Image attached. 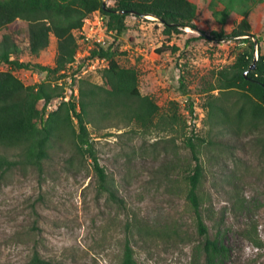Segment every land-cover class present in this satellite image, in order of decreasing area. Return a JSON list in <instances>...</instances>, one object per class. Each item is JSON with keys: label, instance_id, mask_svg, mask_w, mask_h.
<instances>
[{"label": "rangeland", "instance_id": "rangeland-1", "mask_svg": "<svg viewBox=\"0 0 264 264\" xmlns=\"http://www.w3.org/2000/svg\"><path fill=\"white\" fill-rule=\"evenodd\" d=\"M189 1L197 7L195 29L167 39L155 18L129 16L127 29L112 45L111 57L136 71L140 94L159 108L146 129L115 114L88 126L115 199L99 189L91 161L68 143L51 152L41 172L16 168L7 173L0 179V264H31L35 256L51 264H121L126 243L134 264H204L203 239L182 176L194 164L183 136H215L206 102L219 94L212 91L217 72L246 48L240 41H215L212 33H229L245 18L264 54V0L236 6L225 24L213 15L223 9L222 2ZM9 33L21 39L20 62L53 66L52 36L48 48L35 57L26 50L25 25L0 31V40ZM0 71L12 72L26 86L45 77L36 69L4 64ZM83 79L101 86L102 70ZM58 104L53 101L47 111ZM166 117H175V131L161 121ZM256 136L231 138V148L199 149L201 211L209 238L228 249L224 264H264V148L253 142Z\"/></svg>", "mask_w": 264, "mask_h": 264}, {"label": "trees", "instance_id": "trees-1", "mask_svg": "<svg viewBox=\"0 0 264 264\" xmlns=\"http://www.w3.org/2000/svg\"><path fill=\"white\" fill-rule=\"evenodd\" d=\"M223 9L213 13L220 24L243 3L251 0H218ZM106 6L103 0H0V31L14 24L27 27L26 50L38 56L46 50L52 36L56 40V55L52 67L20 62L21 39L12 33L0 40V65L15 70L36 69L45 74L42 82L26 86L12 72L0 71V179L16 168H33L42 171L43 164L54 149L68 143L77 154L87 157L102 191L115 196L107 186V176L96 155L88 126L119 115L127 123L135 122L148 128L158 113V106L142 96L137 86V73L122 68L111 57L112 45L127 29L125 20L153 17L162 24V35L170 38L185 28L195 29L197 7L189 0H112ZM99 11L107 19L108 29L114 33V41L107 49H93L90 58H104L107 67L102 70L103 85L98 86L79 79L70 89V98L64 102L67 87L53 83L65 79L68 66L74 61L78 45L75 33L85 18ZM215 41H240L244 44L231 64L217 72L216 85L206 102L208 124L215 136L202 139L183 136L184 148L189 150L193 167L183 170L188 189L186 200L192 208L196 228L204 254V264H224L228 249L218 239H211L203 220L199 188L203 168L199 149L203 146L235 147L230 139L237 140L247 134H259L253 142L264 148V54L260 52V38L252 36L250 25L243 18L229 33H212ZM251 39L255 40L252 42ZM255 52L258 53L257 59ZM83 67V62L76 73ZM253 67V69H252ZM61 74V75H60ZM74 75V72H73ZM73 85L78 88V99L73 100ZM59 102L55 110L47 111L53 102ZM42 106L39 107V104ZM189 109L192 105L188 104ZM175 117L161 121L174 130ZM228 137L225 140L223 137ZM180 175V174H179ZM31 264H51L35 256ZM121 264H134L132 250L126 243Z\"/></svg>", "mask_w": 264, "mask_h": 264}, {"label": "built area", "instance_id": "built-area-1", "mask_svg": "<svg viewBox=\"0 0 264 264\" xmlns=\"http://www.w3.org/2000/svg\"><path fill=\"white\" fill-rule=\"evenodd\" d=\"M77 40V51L74 56V61L68 66L71 69V74H66L68 71L63 72L66 78L63 81H68L65 96L61 100L64 102L70 98V89L68 88L74 82L82 79L89 72H96L104 70L107 67V62L104 58H90V53L93 49H107L114 41V33L108 29L106 17L96 11L84 19L82 27L75 33ZM83 62V67L79 73H76L79 66ZM74 72V75H73ZM78 79V80H77ZM73 100L78 99V88L73 85L72 94Z\"/></svg>", "mask_w": 264, "mask_h": 264}, {"label": "water", "instance_id": "water-1", "mask_svg": "<svg viewBox=\"0 0 264 264\" xmlns=\"http://www.w3.org/2000/svg\"><path fill=\"white\" fill-rule=\"evenodd\" d=\"M153 18V17H152ZM252 69H253V67H252Z\"/></svg>", "mask_w": 264, "mask_h": 264}]
</instances>
